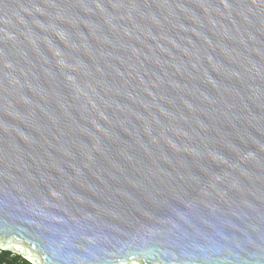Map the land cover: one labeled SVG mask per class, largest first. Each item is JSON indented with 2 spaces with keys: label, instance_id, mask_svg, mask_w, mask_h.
<instances>
[{
  "label": "water",
  "instance_id": "obj_1",
  "mask_svg": "<svg viewBox=\"0 0 264 264\" xmlns=\"http://www.w3.org/2000/svg\"><path fill=\"white\" fill-rule=\"evenodd\" d=\"M0 250L264 264V0H0Z\"/></svg>",
  "mask_w": 264,
  "mask_h": 264
},
{
  "label": "trees",
  "instance_id": "obj_2",
  "mask_svg": "<svg viewBox=\"0 0 264 264\" xmlns=\"http://www.w3.org/2000/svg\"><path fill=\"white\" fill-rule=\"evenodd\" d=\"M10 253H3L2 256H0V264H29L25 260L19 258V257H14L11 260H7V257L9 256Z\"/></svg>",
  "mask_w": 264,
  "mask_h": 264
},
{
  "label": "built area",
  "instance_id": "obj_3",
  "mask_svg": "<svg viewBox=\"0 0 264 264\" xmlns=\"http://www.w3.org/2000/svg\"><path fill=\"white\" fill-rule=\"evenodd\" d=\"M3 253H5V252H3V251L0 250V256H2ZM14 257H16V256L10 253L9 256L7 257V260H11Z\"/></svg>",
  "mask_w": 264,
  "mask_h": 264
}]
</instances>
